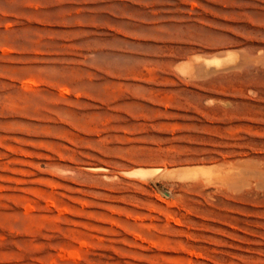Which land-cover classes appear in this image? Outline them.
<instances>
[{
    "label": "rangeland",
    "instance_id": "rangeland-1",
    "mask_svg": "<svg viewBox=\"0 0 264 264\" xmlns=\"http://www.w3.org/2000/svg\"><path fill=\"white\" fill-rule=\"evenodd\" d=\"M0 264H264V0H0Z\"/></svg>",
    "mask_w": 264,
    "mask_h": 264
},
{
    "label": "bare ground",
    "instance_id": "bare-ground-1",
    "mask_svg": "<svg viewBox=\"0 0 264 264\" xmlns=\"http://www.w3.org/2000/svg\"><path fill=\"white\" fill-rule=\"evenodd\" d=\"M230 56H226V57H223V58H220V57H213V58H210V59H203L204 62L210 66V65H213L215 66L216 68H224V67H227L229 64H230ZM198 60H202V58H192V59H189L187 62H184L182 64L179 65L178 69L183 72V73H188L189 71H194L195 67H194V62L195 61H198ZM96 170V169H95ZM159 172H163L162 169H141V170H138V173L141 174V175H147V176H150V175H153V174H156V173H159ZM167 170H166V173L165 175L167 174ZM161 174V173H160ZM170 174V173H169ZM164 175V176H165ZM168 176V175H167ZM163 177V176H162Z\"/></svg>",
    "mask_w": 264,
    "mask_h": 264
}]
</instances>
